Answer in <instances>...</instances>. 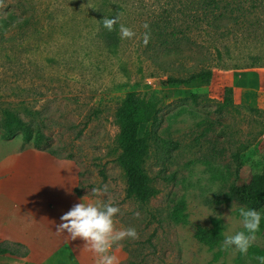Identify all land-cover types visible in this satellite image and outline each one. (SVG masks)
<instances>
[{
    "label": "rangeland",
    "instance_id": "1",
    "mask_svg": "<svg viewBox=\"0 0 264 264\" xmlns=\"http://www.w3.org/2000/svg\"><path fill=\"white\" fill-rule=\"evenodd\" d=\"M110 16L136 33L113 50L102 22ZM208 72L210 81H190ZM131 92L157 105L152 133L177 144L166 153L150 138L145 168L156 196L146 208L127 198L118 162L116 114ZM6 113L40 128L48 150L75 162L81 201L110 198L120 208L116 228L136 229L139 239L113 246L120 264H259L223 242L210 250L194 234L217 216L224 238L243 230L238 210L249 208L213 200L237 177L245 186L261 162L264 0H0V162L33 148L21 133L3 137ZM104 186L106 194H92ZM180 200L188 225L171 220ZM257 211L264 222V206ZM256 236L253 244L264 246V230ZM76 243L50 256L43 247L8 245L27 257L3 255L0 264H96L85 242Z\"/></svg>",
    "mask_w": 264,
    "mask_h": 264
},
{
    "label": "trees",
    "instance_id": "2",
    "mask_svg": "<svg viewBox=\"0 0 264 264\" xmlns=\"http://www.w3.org/2000/svg\"><path fill=\"white\" fill-rule=\"evenodd\" d=\"M232 16V13L228 14V17ZM103 31L108 48L110 50L118 48L120 43L119 24L114 25L113 31H108L106 28ZM211 78L212 73L208 72L194 75L190 81L208 82ZM116 117L120 127V134L117 139L120 150L118 162L127 180V198L146 208L156 196V190L152 186L145 168V156L149 151L150 138L154 139L158 147L166 149V153L176 149L177 144L163 140L152 133L150 127L155 126L158 120L157 105L152 101L140 98L135 92L129 93L122 101ZM1 127L4 132L3 137L6 140H13L21 133L24 140L32 144L33 148L58 157L55 152L47 149L50 144L42 130L40 128L34 130V124L26 122L18 115L6 113ZM101 173L106 177L104 172ZM74 193L79 197L83 195L80 187L75 188ZM233 202H240L249 209L255 210H259L264 206V146L261 162L252 172L249 182L242 186L237 177L228 190L220 193L213 200V203L218 206ZM171 220L176 225L189 224V214L187 213L185 200H180L175 206L171 213ZM263 230L264 222L261 221L260 230L257 233H262ZM194 236L198 242L207 246L210 250L218 248L224 240L222 219L213 218L211 227L197 226ZM0 255H10L17 258L27 257V253H21L16 248L8 245H0ZM248 255L252 259H255L256 256H264V246L253 244L248 250ZM219 257L220 254L217 253L214 261H217Z\"/></svg>",
    "mask_w": 264,
    "mask_h": 264
},
{
    "label": "crops",
    "instance_id": "3",
    "mask_svg": "<svg viewBox=\"0 0 264 264\" xmlns=\"http://www.w3.org/2000/svg\"><path fill=\"white\" fill-rule=\"evenodd\" d=\"M79 182L80 171L74 161L35 148L2 160L0 245H20L28 250L43 247L48 256L54 255L58 246L78 247V238L73 241L67 233L57 234L56 226L62 222L58 214L82 202L74 193Z\"/></svg>",
    "mask_w": 264,
    "mask_h": 264
},
{
    "label": "clouds",
    "instance_id": "4",
    "mask_svg": "<svg viewBox=\"0 0 264 264\" xmlns=\"http://www.w3.org/2000/svg\"><path fill=\"white\" fill-rule=\"evenodd\" d=\"M119 16L115 19L104 17L102 22L104 28L108 31L114 30V25L118 23ZM145 29L149 25H143ZM121 39H131L136 33L129 27L123 24L119 27ZM150 33L143 34V43L145 46L149 43ZM194 92L203 93L206 89H194ZM92 194L100 197L108 192L107 186L103 188H93ZM82 202L74 204L72 208L63 214L60 219L61 223L58 224L57 234L67 233L65 235L69 240H76L77 238L85 242V248L91 251L96 257V264H120L117 255L112 253L114 245L125 239L137 240L139 235L134 227L117 229L114 221L116 214L120 212L118 206H113V201L109 198L107 202L100 199L94 202ZM239 216L241 217L240 223L243 230L237 231L233 235H226L222 249L235 248L241 254H247L249 248L257 239V232L260 230L261 214L255 209L239 208ZM137 217L139 213H136ZM218 219L223 217L217 216ZM228 219V217H227ZM255 259L259 264H264V256H256Z\"/></svg>",
    "mask_w": 264,
    "mask_h": 264
}]
</instances>
